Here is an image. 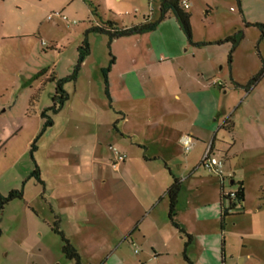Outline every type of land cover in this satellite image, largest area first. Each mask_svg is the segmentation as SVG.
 <instances>
[{"label": "rangeland", "instance_id": "obj_1", "mask_svg": "<svg viewBox=\"0 0 264 264\" xmlns=\"http://www.w3.org/2000/svg\"><path fill=\"white\" fill-rule=\"evenodd\" d=\"M187 1L189 7L183 11L189 13L190 39L170 12L153 30L143 33L154 38L163 35L173 48L182 51L199 50L202 58L210 59L213 77L223 86L211 87V99L202 93L186 94L190 85L179 93V99L163 89L158 97L150 95L149 112L154 117L158 115L163 123L159 130L170 132L176 142L183 133L192 136L188 132L189 119L182 116L183 112L196 115L194 110H187L183 101L218 100L225 114H216L210 121L199 117L196 124L211 125L213 135L226 120L223 129H228L234 139L219 130L217 137L224 139V149L221 158L216 157L224 160L223 170H232L234 179L242 181L244 188L241 213L227 216L220 230L216 215L211 214L216 195L211 199L210 194L212 178L218 175L201 165L193 170L191 165L200 148L191 150L186 159L179 143V150L174 149L175 161L168 165L184 180L179 202L189 197L197 210L199 196L210 194L203 231L219 235L213 256L204 253L197 243L188 252L201 264H264V31L255 25H264V0ZM159 6V0H0V195L6 196L13 189L22 191V198L11 199L0 211V264H75L62 252L63 240L56 232H62V226L53 216L54 210L65 207L56 201L58 192L51 198L53 210L45 202L42 185L30 176L35 165L47 183L66 176L81 180L77 194L85 217V212L94 208L96 197L104 206L110 203L111 189L101 178L117 175L112 170L114 150L121 152L129 147L126 156L134 154L138 161L142 153L155 154L156 147L148 136L151 132L142 124L139 109L134 108L125 123L119 120L116 124L121 131L132 129L138 133L122 139L115 132L113 123L120 116L108 106L102 75L110 60L109 36L92 28L107 22H113L116 28L153 22L158 19ZM51 14L52 18H48ZM233 35L237 39L234 45L226 40ZM84 42L89 54L77 71L76 82L63 81L68 99L60 104L53 100L56 82L73 74L78 49ZM261 70L260 79L247 86ZM155 100H167L170 112H179V128L173 115L162 118ZM48 118L51 125L45 126ZM136 124L138 128H133ZM157 134L158 131L154 136ZM131 140L146 144L147 150L132 145ZM224 186L225 191L235 188L228 181ZM98 225L106 231L104 220L100 219ZM104 231L96 234L101 242L93 257L85 254L93 250H79L84 253L82 264H114L110 259L119 257L126 259V264H140L137 257L143 248L138 242L133 245L129 238L123 240L124 234L115 248L108 241L112 232L108 228L106 234ZM70 235L76 245L79 240L91 238L88 231ZM181 251L165 257L161 264H187Z\"/></svg>", "mask_w": 264, "mask_h": 264}, {"label": "crops", "instance_id": "obj_2", "mask_svg": "<svg viewBox=\"0 0 264 264\" xmlns=\"http://www.w3.org/2000/svg\"><path fill=\"white\" fill-rule=\"evenodd\" d=\"M172 46V42L167 41L163 35L160 38H154L148 32L117 37L109 43V53L113 56L114 61L107 73L110 96L108 106L113 109L117 116H120L114 121L113 128L115 132L120 134L122 139L130 138L132 132L138 133L139 131H133L132 129L121 131L116 124L119 120L125 123L139 109L142 124L144 123L149 133L151 132L148 136L151 138V143L156 147L155 154L145 155L146 153H142L139 155V161L134 154L131 157L127 155L123 161L112 165V170L117 173L116 176L101 178V182H107L109 189H111L109 205L104 206V203H101L100 199L96 197L92 202L94 208L88 209L85 212V217H82L83 214L80 210L82 205L79 203L81 199L77 194V185L81 181L80 179L66 176L60 177V179H51V182L47 183L40 177L42 180L40 184L43 187V198L51 210L54 208L51 198L55 195V192L59 194L56 201L60 207H65V209L54 210L53 216L59 221L60 226H62V232L68 236L73 245L75 244L74 246L81 260L84 253H81L80 249L93 250L85 253L93 257L95 250L99 248L101 238L96 234L100 230L104 231L98 225L100 219L107 223L106 231H104L105 234L107 233V228L112 232L113 236L108 237V241L115 248L119 247L117 244L124 234L126 236L123 240L129 238L131 244L136 245L135 243L138 242L142 246L143 251L140 254L138 253L137 257V261L140 264H161V261L165 257L170 258L172 255H176L178 251H181V249L182 257L183 253H185L191 261L198 264L200 260L197 261L195 257H192L188 249L191 251L197 243L200 249L211 257L213 256L212 250L217 248L218 239L216 238L219 235H207L203 231V228H206L205 221L208 220L204 211L210 207L208 203V200H210L209 195L212 194L211 199L216 195V201H213L211 204V214H213L212 216L216 215L220 230H222L219 221L221 181L225 188L224 183L226 181L231 185L233 181L240 180L234 179L235 175L232 170H230L231 172L223 170V165L221 176L218 175L217 178H212L213 181L211 180V193L209 190L210 194L208 196L204 194L199 196V209L197 210L200 215H197V210L194 205L192 206L189 197H186L180 204V191L184 180L182 181L168 167L170 162L175 161L176 155L174 154V149L176 151L179 150L180 137L178 136L176 142H174L170 136V132L159 130L160 126H163V123L157 117L158 115L155 117L150 115L149 110L152 106L151 100H149L150 95L153 98L158 97V93L164 89L172 92L175 99H179V93H182V90H185L190 85L191 89L186 94L202 93L204 97L207 96L208 99H211V87L214 85L210 84V82L216 79V77H213L215 73L212 70L210 59L206 57L202 58L199 50L187 48L182 51ZM86 57L82 64L85 62ZM77 77L78 75L73 79L74 82H76ZM51 78L55 79L52 75ZM178 101L180 102L181 100ZM217 101H183L188 107L187 110H194L196 112V115L193 116H188L189 114H186V112H183L184 115H182L189 119L190 122L188 132L193 136L194 140L191 150L200 148L199 155L191 165L193 170L196 165H200L201 157L208 147L211 148L212 155L215 157L221 156L224 149V139L217 137L219 130L228 134L232 138V141L234 139V136L230 134L228 129H223L222 125L226 121L225 119L222 124L220 123L221 125L219 124L218 130L213 135H211L213 130L211 125H207L206 123L196 124L199 117L210 121L216 114H225V109ZM154 104L159 106L158 109L162 113V118L171 115L177 118L175 126L179 128V112H170L167 100H155ZM134 108H136L135 111H133ZM135 123H138L137 120ZM137 126V124L133 125V128H138ZM156 131H158V134L154 136ZM183 135L185 134L183 133ZM175 143L176 146H174ZM131 144L147 150V146L144 143H137L131 140ZM128 149L125 151L121 150V152L125 153ZM188 154H186V159H188ZM158 162H162L163 166L161 167ZM157 167H160L161 170H157ZM172 175L177 177L181 182L174 221L183 232L174 227L167 216L168 196L166 192L172 182ZM86 227H90V229ZM86 230L91 232V238L85 241L79 240V245L73 243L70 234L86 233ZM186 234L190 235L188 243ZM94 235L96 237L93 240ZM183 237L186 238L185 241ZM213 239L215 242L212 241ZM110 260L114 264L127 263L126 259L122 260L120 257Z\"/></svg>", "mask_w": 264, "mask_h": 264}, {"label": "trees", "instance_id": "obj_3", "mask_svg": "<svg viewBox=\"0 0 264 264\" xmlns=\"http://www.w3.org/2000/svg\"><path fill=\"white\" fill-rule=\"evenodd\" d=\"M180 1L181 0H159L160 6H159L158 19L154 20L153 22H143L138 25H132L130 27H122V28H116L113 22H107V25L105 26L96 25L92 28V30L108 33V36H109L108 46H109L110 41L114 38L126 36V35H132V34H140L148 30H153L157 22L161 20L166 13L170 12L179 21L181 28L185 31L187 37L190 39L191 35H190V28H189V13L183 11V8L180 6ZM255 25L258 26L260 29H262V33H263L264 25L259 24V23H256ZM226 40H230L233 45L237 41L234 35L227 37ZM88 52H89V47L87 43L84 42L82 46H80L78 49V57H77V61H76L73 74L65 78L57 80L56 85H55V94L53 96V100L57 99L59 100L60 104H63L64 101L68 99V94L63 89L62 83L65 80L75 79V77L77 76V71L79 67L81 66L84 58L88 54ZM109 55H110L109 63L105 68L102 69V75H103V82H104V93L106 95L108 102L110 103L107 73L114 61V58L110 53ZM262 75H263V70L259 71L256 75H254L249 80L247 86L254 85L260 79ZM46 125H51V120L49 118L45 121V126ZM210 151H212L211 148H210ZM30 176H34L35 179L39 183H42V180L40 179V171L36 165L33 171L31 172ZM180 184H181L180 180L174 175H172V182L170 186L167 188V192H166L168 196L167 216L170 222L172 223V225L176 227L177 229H179L180 232H183V230L179 228L178 224L174 221V214H175V208H176V203H177V197L180 191ZM231 185L235 186V188L233 189V192H234L233 197H229L228 195L224 193L225 189L223 187V182L221 181V188H220V200H221L220 208L221 209H220V217H219L221 229L224 228L225 219L227 216H230L232 214H239L242 211L241 203L244 199V188L242 185V181H233ZM14 198H22V191L13 189V190H10L6 196L0 195V211H2L4 205L8 201ZM56 232H58L61 235V238L63 240L62 252L64 253L65 257L67 259L73 260L75 264H82L78 251L71 244L69 239H67L61 231H56ZM186 236H187V243H188L190 240V235L186 234ZM183 257L187 264H196L193 261H191L185 253H183Z\"/></svg>", "mask_w": 264, "mask_h": 264}, {"label": "built area", "instance_id": "obj_4", "mask_svg": "<svg viewBox=\"0 0 264 264\" xmlns=\"http://www.w3.org/2000/svg\"><path fill=\"white\" fill-rule=\"evenodd\" d=\"M180 6L183 9H187L189 7L188 1L187 0H181ZM55 15L59 18L65 19V16H63L59 13H55ZM52 16H53L52 14L48 15V18H52ZM210 84L218 85L220 87L223 86V84L216 79L211 80ZM193 141L194 140H193L192 136H190L188 134L181 136L180 142L182 144L183 152L185 154H188L191 151L193 144H194ZM114 153L116 155V160L113 161V165H116L118 162L123 161L126 157L125 153L119 152L117 150H114ZM200 165L203 166L204 168H206L208 171L213 172V173L221 176L223 161L221 159L215 157L214 155H212L209 147L203 153L201 160H200ZM224 193L226 195H228L229 197H233V195H234L233 190L225 191Z\"/></svg>", "mask_w": 264, "mask_h": 264}]
</instances>
